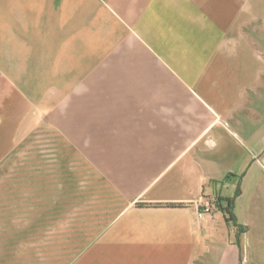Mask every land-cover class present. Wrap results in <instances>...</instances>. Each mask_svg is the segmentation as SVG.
Instances as JSON below:
<instances>
[{"label": "crops", "instance_id": "0c3cea01", "mask_svg": "<svg viewBox=\"0 0 264 264\" xmlns=\"http://www.w3.org/2000/svg\"><path fill=\"white\" fill-rule=\"evenodd\" d=\"M43 109L110 210L56 264H264V0H0V179Z\"/></svg>", "mask_w": 264, "mask_h": 264}, {"label": "rangeland", "instance_id": "374dc122", "mask_svg": "<svg viewBox=\"0 0 264 264\" xmlns=\"http://www.w3.org/2000/svg\"><path fill=\"white\" fill-rule=\"evenodd\" d=\"M56 87L50 83V98L55 96ZM36 103L38 109L46 104ZM54 103L48 102V108ZM46 111L43 109V115L39 113L34 119L30 132L22 134L12 161L2 171L0 264H30L31 256H50V263L54 264L57 261L53 256H63L67 261L83 249V242L88 239L85 227H89V208H100L98 220L92 221L98 226L110 216V210L105 212L103 179L62 141L51 119L47 120ZM59 189L61 196H57ZM73 190L84 206L82 213L73 210ZM80 226L86 233L74 239ZM258 261L257 258L255 264Z\"/></svg>", "mask_w": 264, "mask_h": 264}, {"label": "trees", "instance_id": "16d2710c", "mask_svg": "<svg viewBox=\"0 0 264 264\" xmlns=\"http://www.w3.org/2000/svg\"><path fill=\"white\" fill-rule=\"evenodd\" d=\"M241 190L238 187L236 191V197L240 194ZM216 208L218 211H221L226 218V221L231 222L232 224L236 225L238 232H242L244 228L241 226H238L236 224V219L232 213V205H233V200L229 199H222L220 197L215 198L214 202Z\"/></svg>", "mask_w": 264, "mask_h": 264}, {"label": "built area", "instance_id": "2783aa9c", "mask_svg": "<svg viewBox=\"0 0 264 264\" xmlns=\"http://www.w3.org/2000/svg\"><path fill=\"white\" fill-rule=\"evenodd\" d=\"M214 202H215V199H212V200H209L203 203L202 207L197 212V217L201 219L204 214H209V213L214 212V210H216V206Z\"/></svg>", "mask_w": 264, "mask_h": 264}]
</instances>
